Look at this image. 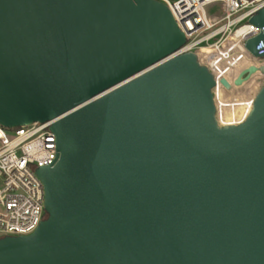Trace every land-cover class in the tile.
Here are the masks:
<instances>
[{
  "label": "water",
  "instance_id": "obj_1",
  "mask_svg": "<svg viewBox=\"0 0 264 264\" xmlns=\"http://www.w3.org/2000/svg\"><path fill=\"white\" fill-rule=\"evenodd\" d=\"M185 43L155 0H0V126L56 120L58 151L48 218L0 264H264V85L220 127L209 69L171 58Z\"/></svg>",
  "mask_w": 264,
  "mask_h": 264
},
{
  "label": "built area",
  "instance_id": "obj_2",
  "mask_svg": "<svg viewBox=\"0 0 264 264\" xmlns=\"http://www.w3.org/2000/svg\"><path fill=\"white\" fill-rule=\"evenodd\" d=\"M155 1L169 8L186 36L185 45L171 58L197 54L199 63L209 69L216 81L214 97L219 87L225 92L221 80L226 79L229 69L243 58L248 62L243 69L264 66V28L250 23L264 8V0ZM215 4L223 5V16L208 15L207 8ZM261 35L256 42V58L248 46ZM230 39L235 41L230 42ZM253 102L247 108L221 107L220 104L218 111L216 107L218 125L227 127L244 123ZM55 122H36L15 129L0 126V239L30 236L48 218L45 189L37 171L53 166L58 159L53 131Z\"/></svg>",
  "mask_w": 264,
  "mask_h": 264
},
{
  "label": "rangeland",
  "instance_id": "obj_3",
  "mask_svg": "<svg viewBox=\"0 0 264 264\" xmlns=\"http://www.w3.org/2000/svg\"><path fill=\"white\" fill-rule=\"evenodd\" d=\"M207 13L211 17H221L224 15V7L222 4H215L207 8ZM245 62L247 61L243 58L240 62L232 66L226 73L225 78L229 82H232L235 76L246 66ZM263 85L264 77L262 76V74H259L258 77L254 76L251 82L244 85L243 87L235 88L233 92H228L227 90H225L224 92L223 88L219 87V90L215 96L217 111L219 110L220 104L221 107L226 105L234 108L242 106H245L247 108L251 106L256 94ZM239 110H241V108Z\"/></svg>",
  "mask_w": 264,
  "mask_h": 264
},
{
  "label": "bare ground",
  "instance_id": "obj_4",
  "mask_svg": "<svg viewBox=\"0 0 264 264\" xmlns=\"http://www.w3.org/2000/svg\"><path fill=\"white\" fill-rule=\"evenodd\" d=\"M234 42L235 40H232V39H230V42ZM246 60V59H245ZM247 61V60H246ZM246 64L248 63V62H245ZM256 77H258L259 76V74H257V75H255ZM263 77H264V75H262ZM227 80V79H226ZM215 103H216V98H215ZM217 107V106H216Z\"/></svg>",
  "mask_w": 264,
  "mask_h": 264
}]
</instances>
